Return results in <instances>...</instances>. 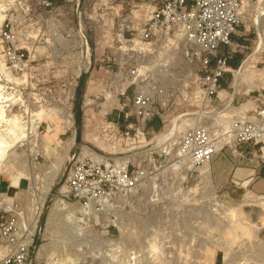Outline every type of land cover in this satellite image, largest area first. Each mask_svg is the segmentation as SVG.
<instances>
[{"label": "rangeland", "instance_id": "rangeland-1", "mask_svg": "<svg viewBox=\"0 0 264 264\" xmlns=\"http://www.w3.org/2000/svg\"><path fill=\"white\" fill-rule=\"evenodd\" d=\"M145 3L56 0L43 13L36 0H0V180L29 182L17 194L0 192V224L16 215L31 232L36 217L28 236L31 264H264V195L242 188L237 176L264 159V148L236 145L232 129L264 98V0L243 4L226 49L236 68L210 100L201 99L197 66L184 62L179 48L172 67L162 50L147 57L132 46ZM9 51L24 54L22 62L11 63ZM148 58L164 66L129 74ZM138 86L160 107L146 123L131 112ZM195 125L207 129L215 147L200 165L178 152L181 136ZM168 130L172 145L155 146ZM76 143L138 163L146 180L85 216L52 212L68 158L79 154Z\"/></svg>", "mask_w": 264, "mask_h": 264}, {"label": "built area", "instance_id": "built-area-1", "mask_svg": "<svg viewBox=\"0 0 264 264\" xmlns=\"http://www.w3.org/2000/svg\"><path fill=\"white\" fill-rule=\"evenodd\" d=\"M55 1L36 0V3L41 12L48 13L54 9ZM144 1V21L131 41L132 46L147 57L153 51L162 50L159 55L164 56L166 62L168 59L172 67L178 66L172 52L179 48L182 60L197 66V86L201 99L216 98L222 76L230 70L229 52L226 49L231 48L232 36L241 22L243 4L252 1L259 4L262 0ZM10 34V29L2 31L7 40ZM7 56L13 64H20L24 58V54L17 55L10 51ZM161 66L164 65L158 59H141L139 67L130 70L129 74L136 75L138 71L148 73ZM160 98L161 105H164V96ZM131 106L132 116L141 123L153 120L160 113V107L154 105L152 95L142 86L136 87ZM249 111L253 112L250 119L234 122L235 143L259 145L263 150L264 98ZM214 148L203 125H195L185 131L178 143L179 155L193 165L204 164L215 151ZM68 163L63 191H59L58 198L66 204L64 210L67 213L76 209L82 216L100 210L116 194L136 187L147 177L145 168L138 163L132 164L122 158L110 159L95 153L84 154L81 150L77 157L72 155ZM21 220L11 215L0 224V264H31L29 235L22 217Z\"/></svg>", "mask_w": 264, "mask_h": 264}, {"label": "crops", "instance_id": "crops-1", "mask_svg": "<svg viewBox=\"0 0 264 264\" xmlns=\"http://www.w3.org/2000/svg\"><path fill=\"white\" fill-rule=\"evenodd\" d=\"M231 56H229L228 66L229 68H234L231 66ZM239 181L241 182L242 188L248 186L251 189V193L256 195H264V159L260 161L258 165L250 164L249 168L245 172L239 170L237 173ZM29 182L24 177H20L16 184L13 185L10 179L0 180V192L6 195L8 192L18 193L20 191L27 190Z\"/></svg>", "mask_w": 264, "mask_h": 264}, {"label": "bare ground", "instance_id": "bare-ground-1", "mask_svg": "<svg viewBox=\"0 0 264 264\" xmlns=\"http://www.w3.org/2000/svg\"><path fill=\"white\" fill-rule=\"evenodd\" d=\"M264 13V9H262V10H260V14H263ZM257 24V23H256ZM81 29L83 30V27L81 26ZM260 37V36H259ZM260 44L259 45H261V43H262V39H261V37H260ZM89 57H90V54H89V52L88 51H86V53H85V56H84V60H85V65H84V70L85 71H87L88 69H89V62H90V59H89ZM186 68V67H185ZM241 69H242V67H241ZM240 71V70H239ZM236 72V71H235ZM237 73V72H236ZM0 117H1V114H0ZM172 129V128H171ZM173 130H168V131H166V132H163L159 137H157L154 141H153V144H155V146L156 145H158V144H162V143H164V144H166V143H168V145H167V147L169 148V146H171L172 145V137H173ZM73 143V140H71V144ZM167 147H166V149H167ZM79 149L81 150V152L82 153H84V154H94V152L91 150V149H88V148H86V147H84V146H80L79 147ZM213 150V149H212ZM211 150V151H212ZM214 150H215V148H214ZM0 154H1V152H0ZM1 156V155H0ZM71 157H69L68 158V160L70 159ZM46 190H47V188H46ZM46 190H45V192L42 194V199H41V201H40V203L38 204V208L41 206V204H42V202H43V200H44V198H45V196H46ZM54 204H55V207L51 210L52 212H57V211H59V210H63V209H65V205L66 204H64V202L63 201H61V200H59V199H56L55 200V202H54ZM50 211V212H51ZM56 214V213H55ZM48 218V217H47ZM35 221H36V217L34 218V220H33V225H32V229H31V232H30V229H29V232H28V235L29 236H31L32 234H30V233H32V231H33V228H34V223H35ZM47 222V221H46ZM29 241H30V239H29Z\"/></svg>", "mask_w": 264, "mask_h": 264}, {"label": "water", "instance_id": "water-1", "mask_svg": "<svg viewBox=\"0 0 264 264\" xmlns=\"http://www.w3.org/2000/svg\"><path fill=\"white\" fill-rule=\"evenodd\" d=\"M79 147V143H76L74 146H73V150L74 152L76 151V149Z\"/></svg>", "mask_w": 264, "mask_h": 264}, {"label": "trees", "instance_id": "trees-1", "mask_svg": "<svg viewBox=\"0 0 264 264\" xmlns=\"http://www.w3.org/2000/svg\"><path fill=\"white\" fill-rule=\"evenodd\" d=\"M229 64V63H228ZM236 68V66L233 68V69H235Z\"/></svg>", "mask_w": 264, "mask_h": 264}]
</instances>
